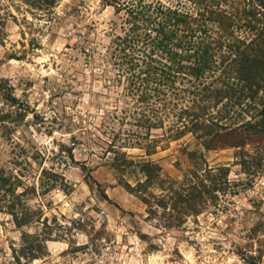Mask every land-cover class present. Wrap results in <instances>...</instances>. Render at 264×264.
<instances>
[{"label":"rangeland","instance_id":"1","mask_svg":"<svg viewBox=\"0 0 264 264\" xmlns=\"http://www.w3.org/2000/svg\"><path fill=\"white\" fill-rule=\"evenodd\" d=\"M108 2L58 0L46 23L19 1L0 0V81L16 100L10 107L0 96V170L22 174L30 189L26 203L42 212L39 222L20 230L0 213V264H14L21 232L41 231L52 233L48 254L31 264H248L247 256L264 246V176L248 177L233 165L234 150L204 152L209 166L229 167L230 181L243 184L230 210L172 230L147 219L146 207L106 162L103 126L121 90L101 76L99 65L117 21ZM186 144L195 149L186 136L144 158L177 179L192 168ZM123 152L143 156L137 148ZM52 174L64 181L47 191Z\"/></svg>","mask_w":264,"mask_h":264},{"label":"trees","instance_id":"2","mask_svg":"<svg viewBox=\"0 0 264 264\" xmlns=\"http://www.w3.org/2000/svg\"><path fill=\"white\" fill-rule=\"evenodd\" d=\"M17 1L33 19L46 23L58 2ZM108 3L117 21L99 65L101 76L121 90L103 126L109 136L101 142L109 156L106 162L124 189L146 207L147 219L163 230L230 210L231 198L243 184L230 181L229 167L209 166L204 152L234 150L233 165L248 177L264 176V0ZM90 61L95 63V58L89 56ZM5 90L9 88L0 81L1 98L15 106ZM186 136L194 140L195 149L187 151L186 144L192 168L180 178L165 175L158 163L144 158ZM129 148L143 156L136 160L123 152ZM42 175L49 173L42 170ZM52 175L55 181L47 191L64 181ZM22 177L0 170V213L10 215L18 230L42 219V212L24 199L30 189ZM251 231L256 236L260 232ZM51 238L50 231L21 232L19 248L12 250L14 264L43 259ZM258 254L247 256L248 264L262 260L264 246Z\"/></svg>","mask_w":264,"mask_h":264}]
</instances>
